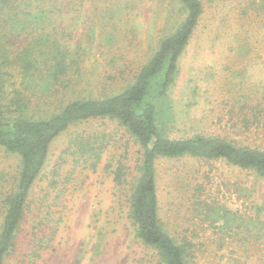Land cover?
Here are the masks:
<instances>
[{"label":"rangeland","instance_id":"374dc122","mask_svg":"<svg viewBox=\"0 0 264 264\" xmlns=\"http://www.w3.org/2000/svg\"><path fill=\"white\" fill-rule=\"evenodd\" d=\"M29 1L18 0L21 17L36 9L43 19L10 29L49 34L69 52L70 67L57 83L11 65L0 102L9 105L21 92L28 113L38 117L77 98L120 92L185 17L180 0H32L39 7L25 8ZM201 1L203 12L163 105L165 132L171 138L220 135L264 149V0ZM78 138L106 144L98 169L77 160ZM141 155L116 121L71 125L51 146L3 264H159L157 252L136 237L131 184L114 181L119 161L131 181ZM156 166L160 218L178 242L190 243L188 264H264V228L258 223L248 231L258 218L264 221V177L221 158H160ZM20 170V156L0 146V225Z\"/></svg>","mask_w":264,"mask_h":264},{"label":"trees","instance_id":"16d2710c","mask_svg":"<svg viewBox=\"0 0 264 264\" xmlns=\"http://www.w3.org/2000/svg\"><path fill=\"white\" fill-rule=\"evenodd\" d=\"M17 2L0 0V90L4 85L6 68L11 65L21 67L25 76H47L48 82L51 79L58 83L68 73L69 52L56 41L52 43L49 34L45 36L35 31L25 32L23 36L13 33L11 29L14 30L17 22L24 23V27L26 24L35 27L38 19H43L36 9L26 13L29 17L23 19V13L18 10L24 9L19 8ZM180 3L185 10L184 19L174 31L160 39L134 81L120 92L104 97L77 98L45 117L28 113L29 101L21 92L9 105L0 102V146L21 158L16 190L4 200L0 264L4 263L14 246L32 188L46 166L53 142L78 122L108 118L116 121L140 145L142 155L137 174L129 181L127 165L119 161L117 166L112 165L114 181L120 186L127 182L131 184L129 215L135 225L136 237L157 252L159 264H188L190 246L188 241L178 242L161 221L156 166L160 158H221L264 177V149L238 145L220 135L171 138L165 132L163 105L174 83L179 58L203 12L201 0H180ZM30 5L39 7L30 0L25 8ZM15 36L21 37L13 40ZM73 143L77 160L81 159L93 170L98 169L106 144L97 145L91 139L80 138ZM107 167H111V163ZM262 209L263 205L259 211ZM218 215L227 220L223 214ZM258 223L264 228V221L258 218L255 227L248 229L250 234L258 229Z\"/></svg>","mask_w":264,"mask_h":264}]
</instances>
